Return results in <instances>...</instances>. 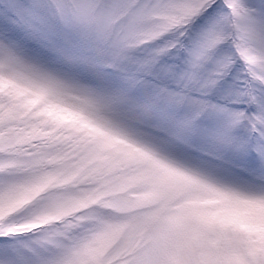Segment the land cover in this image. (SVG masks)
<instances>
[{
    "label": "snow or ice",
    "instance_id": "1",
    "mask_svg": "<svg viewBox=\"0 0 264 264\" xmlns=\"http://www.w3.org/2000/svg\"><path fill=\"white\" fill-rule=\"evenodd\" d=\"M261 207L264 0H0V264H264Z\"/></svg>",
    "mask_w": 264,
    "mask_h": 264
},
{
    "label": "clouds",
    "instance_id": "2",
    "mask_svg": "<svg viewBox=\"0 0 264 264\" xmlns=\"http://www.w3.org/2000/svg\"><path fill=\"white\" fill-rule=\"evenodd\" d=\"M68 102L71 103V101ZM222 203L223 197H216L213 199H206L202 202H199L196 206L201 208H221ZM253 211L254 209L252 207L241 203L235 208H223L222 215H224L229 222H237L246 218ZM255 211L258 212L260 215H264V207L255 209ZM254 228L258 233L264 235V224H261L258 221Z\"/></svg>",
    "mask_w": 264,
    "mask_h": 264
}]
</instances>
